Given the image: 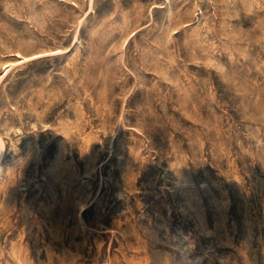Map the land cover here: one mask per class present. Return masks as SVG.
Returning a JSON list of instances; mask_svg holds the SVG:
<instances>
[{"label": "rangeland", "instance_id": "374dc122", "mask_svg": "<svg viewBox=\"0 0 264 264\" xmlns=\"http://www.w3.org/2000/svg\"><path fill=\"white\" fill-rule=\"evenodd\" d=\"M0 264H264V0H0Z\"/></svg>", "mask_w": 264, "mask_h": 264}, {"label": "bare ground", "instance_id": "6f19581e", "mask_svg": "<svg viewBox=\"0 0 264 264\" xmlns=\"http://www.w3.org/2000/svg\"><path fill=\"white\" fill-rule=\"evenodd\" d=\"M91 4H92V2H91ZM72 5L75 6V7H80L79 4H77L76 2H74ZM1 145H2V144H1ZM3 146H4V145H2V149H3ZM1 156H2V155H1Z\"/></svg>", "mask_w": 264, "mask_h": 264}]
</instances>
